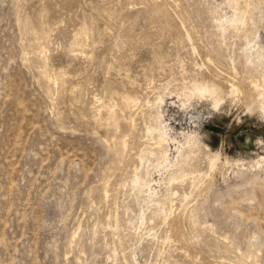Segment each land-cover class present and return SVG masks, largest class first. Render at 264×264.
Listing matches in <instances>:
<instances>
[{
    "label": "rangeland",
    "instance_id": "obj_1",
    "mask_svg": "<svg viewBox=\"0 0 264 264\" xmlns=\"http://www.w3.org/2000/svg\"><path fill=\"white\" fill-rule=\"evenodd\" d=\"M255 82L264 0H0V264H264Z\"/></svg>",
    "mask_w": 264,
    "mask_h": 264
},
{
    "label": "bare ground",
    "instance_id": "obj_2",
    "mask_svg": "<svg viewBox=\"0 0 264 264\" xmlns=\"http://www.w3.org/2000/svg\"><path fill=\"white\" fill-rule=\"evenodd\" d=\"M229 88H230V91H229L230 94L237 90L236 89L237 87H235L233 84L229 85ZM250 88L252 90V93L255 94L256 103H258L259 106L264 107V90H262L260 88V85L257 84L256 82L253 83L250 86ZM211 91H214V93ZM215 91H217V90H215V89L210 90L208 88H196L195 89V92H197V93H213L214 103L218 106L222 102L223 97L220 94L217 95V93ZM159 101L161 102L162 100L160 99ZM130 103H131V101H130ZM159 119H160V117H159V115H157L155 120H153V124L150 126V128H148L147 133L152 137V140L154 141L153 145H155V149H157V151H158L156 154L158 157L157 160L160 162V163H158V165L163 167L164 169H167L168 171H170V174L168 177V184L171 185V184L175 183L176 181L180 180L179 183H181V184H183L185 181H187L188 186L198 187V179L201 176V174L199 173L200 171H197L195 169L194 170L189 169L190 168V163H189L190 157L189 156H192V154L194 153L193 151H191V148H190L191 146L188 145L190 150H187V152H182L179 149V158L182 159L181 160L182 162L180 164L172 163V165H171V162L169 161V158L167 156V151H168L167 149L169 146V140L170 139H169L168 134L165 130L166 128L163 126L162 123H160ZM189 143H187V144H189ZM194 143H196V139H195ZM180 146H179V148H180ZM192 146H194V145H192ZM181 148L183 149L185 147L181 146ZM185 154H186V156H185ZM150 155L151 156L155 155V153L150 152ZM141 161H142V159H141ZM178 161L180 162V160H178ZM208 161H209V168L214 169V167L216 165L215 158L208 157ZM153 182L154 181L152 180V178H150V180L149 179L142 180L141 178H135L133 183L135 184L136 187H140L141 189H147L148 191H150V196L152 197L155 195V191L151 187V184ZM188 196L189 195H186L184 193L182 195V199L186 200L188 198Z\"/></svg>",
    "mask_w": 264,
    "mask_h": 264
}]
</instances>
